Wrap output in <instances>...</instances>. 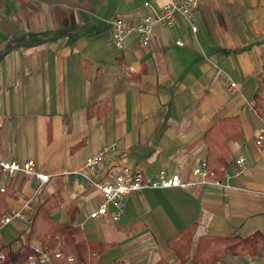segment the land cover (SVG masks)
I'll return each instance as SVG.
<instances>
[{"label":"crops","instance_id":"0c3cea01","mask_svg":"<svg viewBox=\"0 0 264 264\" xmlns=\"http://www.w3.org/2000/svg\"><path fill=\"white\" fill-rule=\"evenodd\" d=\"M168 1L0 0V160H31L50 176L40 187L32 175L8 180L0 172L4 214L17 208L26 216L1 229L0 256L28 247L42 252L41 264H60L30 233L40 206L55 198L51 218L84 233L96 264H202L203 236L257 237L252 254L225 253L213 264H264V147L256 143L264 0H202L191 20L177 13L171 25L155 23L148 47L136 33L114 42L115 19L136 24ZM233 118L227 167L219 177L210 172L222 185L143 189L125 198L117 221L113 208L90 217L102 195L77 170L103 146L117 151L98 166L99 180L123 165L150 178L166 169L189 179L209 156L207 132ZM192 226L182 260L170 242Z\"/></svg>","mask_w":264,"mask_h":264},{"label":"built area","instance_id":"2783aa9c","mask_svg":"<svg viewBox=\"0 0 264 264\" xmlns=\"http://www.w3.org/2000/svg\"><path fill=\"white\" fill-rule=\"evenodd\" d=\"M202 0H169L159 12L141 18L136 24L124 19L117 18L112 22V37L118 46H122L125 38L131 33L139 36L143 47H148L152 40L153 27L155 23L171 25L174 22V16L177 13L191 20L192 13L198 8ZM146 5H149L147 2ZM196 31V26L193 25ZM178 45H184L181 40L177 41ZM223 80L230 83L232 88L237 87V83L232 81L229 76H224ZM256 143L260 147H264V124L257 131ZM117 151L116 145L106 144L98 152L90 156L85 164L77 170V173L87 179L102 195V202L98 208L90 213L91 218H99L107 215L110 208H113L112 220L117 221L124 213L125 198L133 192L143 189H164L172 187H180L183 189H192L201 187L211 182L222 185V182L212 180L210 172L207 168V162L203 161L193 170L192 178L183 179L180 174L172 173L166 169L161 170L156 177L150 178L144 176L140 171L133 170L127 165H123L113 178L109 181L99 180L96 170L109 156ZM245 163V158L241 157L236 160V164L241 168ZM240 171V170H239ZM0 172L8 180H12L19 174L32 175L39 180V186L42 187L50 181V176L41 172H37L34 168V162L29 160L24 164L17 161L0 160ZM5 191V187L0 189ZM23 209H12L6 212L0 220L1 229L15 220L25 219Z\"/></svg>","mask_w":264,"mask_h":264},{"label":"trees","instance_id":"16d2710c","mask_svg":"<svg viewBox=\"0 0 264 264\" xmlns=\"http://www.w3.org/2000/svg\"><path fill=\"white\" fill-rule=\"evenodd\" d=\"M235 121H237L236 118L222 120L206 135V141L210 147L206 160L207 168L217 177L221 176L227 167L230 150L226 142L232 139L237 130L236 126L230 127L229 123L233 124ZM56 204L55 198H50L40 206L31 223L30 233L41 240L44 250L52 252L60 264H96V258L91 256L87 247L84 233L73 226L58 224L51 218L50 210ZM6 210L5 193L0 191V220ZM194 231L193 226L189 227L177 239L170 242V246L182 260H187L189 257ZM255 239L258 238L203 236L199 241L197 259L202 264H213L225 253L252 254L256 244ZM41 256V251L25 247L0 256V264H41Z\"/></svg>","mask_w":264,"mask_h":264}]
</instances>
